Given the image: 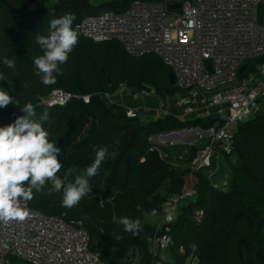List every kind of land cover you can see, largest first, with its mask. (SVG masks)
Segmentation results:
<instances>
[{"label":"trees","instance_id":"1","mask_svg":"<svg viewBox=\"0 0 264 264\" xmlns=\"http://www.w3.org/2000/svg\"><path fill=\"white\" fill-rule=\"evenodd\" d=\"M132 1L43 0L46 4L40 7L32 6L35 0H0V57L15 62L14 69L0 64L5 76L0 86L9 91L18 107L31 103L37 116L48 111L43 127L61 150L62 167L57 176L71 180L78 175L91 163L95 147L106 146L114 153L90 178V193L73 207H62L60 193L46 190L34 192L27 202L46 215L80 220L89 237V249L105 264H127V250L138 257L137 264L162 261L149 252L154 225L143 218L180 192L187 164L196 150L184 159L187 166L181 170L170 163L169 147L154 145L149 139L183 128L208 129L215 122L213 118L180 119L172 114L145 122L140 116L127 117L125 108L116 103L106 104L103 96L120 84L133 90L153 89L162 99L178 91L168 81L170 69L157 56H131L117 41L78 39L67 61L60 65L56 82L41 83L32 62L42 54L35 37L47 34L50 19L71 13L74 27L88 14L124 12ZM258 20L264 22L260 5ZM262 63L264 55L246 60L238 77ZM53 89L88 95V101L74 98L62 106H47L41 99ZM19 115L22 113L10 102L0 109V126ZM223 157L224 166L219 158L214 174L208 169L194 173L195 198L180 206L170 224L173 243L184 251L171 253L168 264H184L188 256L195 257L197 264H264V112L235 127L231 155ZM212 164L215 166V159ZM226 167L230 178L223 190L212 184L210 176L220 175ZM121 217L139 219L142 227L136 235L122 230Z\"/></svg>","mask_w":264,"mask_h":264},{"label":"built area","instance_id":"2","mask_svg":"<svg viewBox=\"0 0 264 264\" xmlns=\"http://www.w3.org/2000/svg\"><path fill=\"white\" fill-rule=\"evenodd\" d=\"M261 1L133 0L124 12L88 14L73 27L78 39L117 41L131 56H157L172 72L178 90L172 97L179 110L174 116L215 119L208 129L195 128V140L206 143L190 159L180 192L146 213L156 218L149 252L162 260L157 264H164V252L172 242L170 224L179 207L195 198L194 173L208 169L214 174L217 161L231 155L235 127L253 118L264 105V63L238 77L243 62L264 55V22L258 20ZM169 4L178 8L170 9ZM114 91L133 97L157 95L153 89L133 91L124 84ZM74 98L88 101V95L53 89L41 102L62 106ZM146 111L127 108L125 114L141 117ZM19 203L28 216L23 221L0 222V264H105L89 249V237L80 220L46 215L27 201Z\"/></svg>","mask_w":264,"mask_h":264},{"label":"clouds","instance_id":"3","mask_svg":"<svg viewBox=\"0 0 264 264\" xmlns=\"http://www.w3.org/2000/svg\"><path fill=\"white\" fill-rule=\"evenodd\" d=\"M73 21L71 13L52 18L47 34L35 37L42 54L34 57L32 62L36 75L44 85L56 82L60 65L67 61L78 42ZM0 64L15 68L14 60L8 57H0ZM0 80H5L2 72ZM10 102L22 115L0 126V222L23 221L28 211L19 202L31 200L34 192L42 190L49 194L60 193V203L64 208L78 204L82 197L90 193V178L98 174L102 162L114 153L109 152L106 146L95 147L93 159L83 171L71 180L59 177L61 150L43 127V122L49 117L48 111L44 110L37 116L31 103L18 107L9 91L0 86V109ZM119 223L124 232L132 235H136L142 227L139 219L129 217H121Z\"/></svg>","mask_w":264,"mask_h":264},{"label":"rangeland","instance_id":"4","mask_svg":"<svg viewBox=\"0 0 264 264\" xmlns=\"http://www.w3.org/2000/svg\"><path fill=\"white\" fill-rule=\"evenodd\" d=\"M37 2L35 0V2L33 3L32 6L43 7L46 4V3H43V0H37ZM92 2H93V0H92ZM151 88H153V87H151ZM133 91H136V90H133ZM111 93H114V96L118 94L115 91L114 92H110L109 91L103 96L104 97V102L106 104H108V105L111 104L110 103L111 100H115L116 99L115 98L116 96L113 98L112 97L113 95L112 96L110 95ZM107 95H108V97H107ZM174 95H176V94H174ZM81 96H85V95H81ZM154 96L158 99V105L156 107L157 108L156 112L159 113V114H156V115L162 116V114H161L162 111L166 112V114H173V115L176 114V110H174V108H173L174 107V104L172 102V97L173 96H167L165 98L164 103H163V105L161 107H159V102L162 99L158 95H154ZM137 97L141 98L142 95H139ZM144 97H146V95H144ZM130 108L135 109L133 107H130ZM260 111L262 113L264 112V106H263V108L260 109ZM150 113H151L150 111L148 112V115H147V113H144L141 116L142 120L145 121V122L146 121L148 122L150 119H154V117L149 115ZM180 119H182V118H180ZM195 128L196 127L183 128V129H178V130L167 132V133H161V134H159L157 136L158 137L157 140H154L153 136H151L149 140L154 145L156 144L158 146L169 147L170 151H169L168 158H170V163L173 166H175V167H177V168H179L181 170H184L185 167L188 165V164L186 165V163H184V159L188 158L189 153L191 154L193 149L198 150V148L201 147L203 145V143H204V140H199V141L195 140V138H196ZM168 134L170 136L169 138L166 137L165 139L164 138L162 139L161 136L168 135ZM172 134H175V135H172ZM224 164H225V159L223 160V157H222L221 165L224 166ZM210 178H211V182H212L213 185L219 184V185H222L223 187H226L227 184H228L229 178H230V170H229L228 167L223 168V170L221 171L220 175L214 176V177L210 176ZM164 187H165V185L162 186L159 189V191L163 192V190H164L163 188ZM148 218H151V217L145 214L143 220L148 223ZM154 223L152 225H154ZM171 240H172V238H171ZM169 248H170V250H169ZM177 250L179 252H181V251L183 252L184 248L183 247H179L178 245L176 246L175 242L173 243V240H172V242L169 245L168 249L164 252V261H165L164 264H168V262L170 261V258H171V253H173V252H175ZM127 256H128L127 259H126V260H128L127 264H137L138 257L135 256V253L131 252L130 250H127ZM184 264H197V259L195 257H193V256H188L186 258Z\"/></svg>","mask_w":264,"mask_h":264},{"label":"crops","instance_id":"5","mask_svg":"<svg viewBox=\"0 0 264 264\" xmlns=\"http://www.w3.org/2000/svg\"><path fill=\"white\" fill-rule=\"evenodd\" d=\"M103 1H107V0H93V3L95 4H99ZM260 10H263V13H264V0L261 1V4H260ZM111 92H114V91H111ZM116 94V93H115ZM113 98L115 97L116 99L115 100H111L110 103H116L122 107L125 108V110L127 108H130V107H133V108H144L146 109L147 111V115H148V112L150 111L151 113L149 115H151L152 117L154 118H157V117H160L159 115H156V114H159L156 112L157 110V105H158V99L154 96V95H150V94H147L146 97H144V95H142V97L137 98L136 97H132L131 94L129 93H118L117 95L114 96V93H111L110 94ZM110 97V96H109ZM156 105V106H155ZM264 105H261L260 109L263 108ZM174 110H176V115L179 114V110H177V108L174 106L173 107ZM176 108V109H175ZM260 111V110H259ZM155 112V113H154ZM261 113V112H259ZM161 114H164L163 111ZM156 218L155 217H151V218H148V223L150 224H153L155 222Z\"/></svg>","mask_w":264,"mask_h":264},{"label":"water","instance_id":"6","mask_svg":"<svg viewBox=\"0 0 264 264\" xmlns=\"http://www.w3.org/2000/svg\"><path fill=\"white\" fill-rule=\"evenodd\" d=\"M168 8H170V9H177L178 8V5H176V4H169L168 5ZM244 69V67L242 66L239 70H238V72H241L242 70ZM168 81H169V83L170 84H174V78H173V74H172V72L171 71H169L168 72ZM172 135H175V134H172ZM162 137V139L164 138H166V137H170L169 136V134L168 135H164V136H161ZM153 138H154V140H157V136H153Z\"/></svg>","mask_w":264,"mask_h":264}]
</instances>
